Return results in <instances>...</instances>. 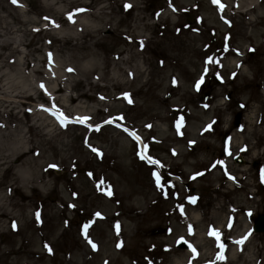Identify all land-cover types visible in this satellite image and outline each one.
<instances>
[{
	"label": "rangeland",
	"instance_id": "1",
	"mask_svg": "<svg viewBox=\"0 0 264 264\" xmlns=\"http://www.w3.org/2000/svg\"><path fill=\"white\" fill-rule=\"evenodd\" d=\"M219 3L0 0V264H264V0Z\"/></svg>",
	"mask_w": 264,
	"mask_h": 264
},
{
	"label": "snow or ice",
	"instance_id": "2",
	"mask_svg": "<svg viewBox=\"0 0 264 264\" xmlns=\"http://www.w3.org/2000/svg\"><path fill=\"white\" fill-rule=\"evenodd\" d=\"M11 2H12L13 4H16V3H17V0H11ZM212 3H213L214 5L217 6L218 10H222L223 7H224L223 4L219 3V0H212ZM129 7H130V5H125V9H126V10H127ZM174 10H175V9H174ZM68 19H69V21L71 22V15H69ZM225 22L227 23V21H225ZM53 26H57V25L53 24ZM212 62H213V61H212V58H211V57H209L208 60L206 61V63H212ZM69 71H71V69H69ZM218 78H219V77H218ZM202 82H203V77H201V80L197 81L196 84H195V88H196L197 90H199L200 85H201ZM173 84H175V81H173ZM40 87H41L42 89L44 88L43 85H40ZM125 98H127V96H125ZM43 110H44V111H49V113H50L51 115H54V117L56 118V120L58 121V123L60 124L61 127H64L67 123L70 122L68 118L64 117V115H63L62 113H60L58 109L55 108V106H53V108H52L51 110H49V109H43ZM88 119H89L88 117H83V118H81V117H77V118H75V121H76V122H79V123H85ZM107 123H111V121H107ZM177 127L179 128V122H178V124H177ZM210 127H211V126H209V128H210ZM97 130H98V129H97ZM206 130H207V129H206ZM130 135H132V137H133L135 140H137V142H139V137H137V136L135 135V133H130ZM140 147H141V151H140V153H139L140 159L145 160V161H147V162L150 163V164H157V163H158L157 161L151 159L150 157H148V156L146 155V150H147V146H146V145H141ZM92 151H93V152H96V154H97L98 156L100 155V153L97 152L96 149L93 148ZM225 151L227 152V149H226ZM50 167H55V165H50ZM153 176H154V178L156 179V181H157V187L159 188V186H160V185H159V176H158L156 173H153ZM229 179H232V177H229ZM262 182H264V179H262ZM106 194H107V195H110L111 193L108 192V193H106ZM195 199H196V198L193 197V198H191V200H190L189 202H190V203H195ZM70 207H71V205H70ZM181 212H182V210H181ZM182 214H183V213H182ZM249 215H251V213H249ZM96 216L99 217L100 214L97 213ZM36 217H37V221H39V213H38V212L36 213ZM88 227H90L89 224H85V225L83 226V228H84V232H85V235H86V230L88 229ZM115 227L117 228V230L119 229V225H116ZM13 228L15 229V225H13ZM189 234H191V227H189ZM209 234L215 238V240H216V242H217V247L220 248L221 251H223V245L220 244V236H219V233L216 232V231H211V230H210V233H209ZM246 239H247V234H246L241 240H239V241H235V243H237V244H243L244 241H245ZM88 242H89L90 245L92 246L93 250H95L96 245H95L94 243H92L91 241H88ZM46 247H47V246H46ZM49 251H50V250H49ZM193 254H195V251H194V250H193ZM217 259H218V260H222V259H223V256H222V255H218V256H217Z\"/></svg>",
	"mask_w": 264,
	"mask_h": 264
},
{
	"label": "water",
	"instance_id": "3",
	"mask_svg": "<svg viewBox=\"0 0 264 264\" xmlns=\"http://www.w3.org/2000/svg\"><path fill=\"white\" fill-rule=\"evenodd\" d=\"M205 99L208 97V94H205ZM234 161L238 164H242V160L239 157H235ZM257 230H264V218H261L257 223Z\"/></svg>",
	"mask_w": 264,
	"mask_h": 264
}]
</instances>
